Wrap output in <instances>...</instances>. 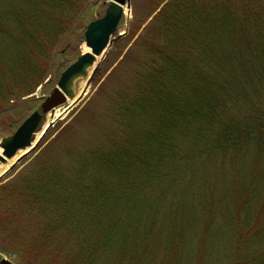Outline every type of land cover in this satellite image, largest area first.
Returning a JSON list of instances; mask_svg holds the SVG:
<instances>
[{"label":"trees","instance_id":"obj_1","mask_svg":"<svg viewBox=\"0 0 264 264\" xmlns=\"http://www.w3.org/2000/svg\"><path fill=\"white\" fill-rule=\"evenodd\" d=\"M87 2L45 15L46 0H0L1 122L25 111L9 101L43 82ZM135 44L105 128L60 133L0 185V251L20 264H264V0H172Z\"/></svg>","mask_w":264,"mask_h":264},{"label":"rangeland","instance_id":"obj_2","mask_svg":"<svg viewBox=\"0 0 264 264\" xmlns=\"http://www.w3.org/2000/svg\"><path fill=\"white\" fill-rule=\"evenodd\" d=\"M107 1L108 0H88L81 14V22L74 27L75 29H73L72 33L64 36L53 50L54 58L52 65L54 66L55 62V66L53 69L49 70L50 72L45 81L38 85L32 94L25 95L24 97L22 96L19 99L16 97L14 100L9 101V105L12 109L22 105L25 111L16 110L15 113L17 116H12L11 120L7 122L0 121V138L12 133L24 117L39 107L43 98L47 96L55 86L59 72L79 53L83 52V48L77 45V38H83L84 24L99 17L105 9ZM170 1L172 0H130L129 11L125 10L124 20L118 30V34L126 31V35L116 37L105 50L102 57L98 59L97 66L95 65L94 72L91 74L92 76L78 83V91L86 88L85 94L82 95L74 108L69 112H65L59 120L60 123L58 125L55 126L53 124L54 126H51L47 135L40 140L35 148L23 155L19 160L16 159L18 156H21L23 152L17 155V157L11 158L12 160L10 162V159H7L5 162L0 161V169L4 164H8V167L5 169L7 172L0 178V184L15 180L20 173L33 167L37 154L47 146H51L55 140H57V136H59L60 133L65 132L66 135L71 134V139L83 140L84 137L82 138L80 133H76V130H81L84 126H87L89 130L92 123L96 122H99L101 125L104 124L99 130L105 128L106 123L103 121L104 118L101 117V109L105 104L109 91L112 93V91L127 90L126 85L129 84L133 76L131 73L133 66L141 58V54L137 51L138 48L135 49V41L139 38L141 32L144 33L145 24L149 15L162 8L165 3L168 4ZM8 115L9 114L6 116ZM49 121H51V116L47 114L38 133L44 129ZM65 126L66 129L63 131L62 129ZM109 126L107 123L106 127ZM53 151L58 156L54 148ZM4 171H2V173ZM214 253L222 252L217 251ZM0 255L8 257L16 264H20L16 257L14 258L3 253H0Z\"/></svg>","mask_w":264,"mask_h":264},{"label":"water","instance_id":"obj_3","mask_svg":"<svg viewBox=\"0 0 264 264\" xmlns=\"http://www.w3.org/2000/svg\"><path fill=\"white\" fill-rule=\"evenodd\" d=\"M129 1L130 0H123L121 3V0H109L102 17L111 20V29L95 43L91 53L87 55L81 53L61 72L57 81V86L43 101L40 106V111H33L27 118L23 120V122L18 126L13 134L0 140V142H3L0 143V148H3V152L0 153L1 161H4L5 157H13L19 149H22L30 144L32 134L39 125L44 113L66 103L68 99L75 97L76 83L79 80L87 77L95 64L97 57H99L109 45L111 40L110 38L117 30L119 22L123 16L124 7H129ZM114 4L115 7H113ZM91 22L87 24L84 31V36L87 34ZM5 144L8 145V147H4ZM0 264L12 263L8 260L1 259Z\"/></svg>","mask_w":264,"mask_h":264},{"label":"snow or ice","instance_id":"obj_4","mask_svg":"<svg viewBox=\"0 0 264 264\" xmlns=\"http://www.w3.org/2000/svg\"><path fill=\"white\" fill-rule=\"evenodd\" d=\"M69 0H46V6L44 8L45 15H51L54 13L57 8L63 6L65 3H68ZM123 0H121V3ZM241 3H249L250 0H240ZM115 7V4L113 5ZM112 27V22L110 19H105L103 17H98L95 21H92L87 34L83 38H77V45L83 48V54L87 55L93 51L95 43L104 36ZM5 69V60L3 48L0 46V76H2L3 71ZM131 85V79L129 84ZM88 135V128L85 126L81 131V137H86ZM3 143V142H0ZM4 147H8V145H4ZM3 152V148H0V153ZM3 173H0V176H3ZM242 211V209H241ZM239 219V217H237Z\"/></svg>","mask_w":264,"mask_h":264},{"label":"bare ground","instance_id":"obj_5","mask_svg":"<svg viewBox=\"0 0 264 264\" xmlns=\"http://www.w3.org/2000/svg\"><path fill=\"white\" fill-rule=\"evenodd\" d=\"M86 92V88H83L81 91H79V97H81L83 94H85ZM70 103V102H69ZM67 110V107L64 108V111H62V109H57L54 113V116H60L62 115L65 111ZM24 150H21L17 155H19L20 153H22ZM17 155L15 157H17ZM14 157V158H15ZM13 159V158H12ZM10 159L9 162L12 160ZM6 167H8V164H4V166L0 169V173H2V171H4L6 169Z\"/></svg>","mask_w":264,"mask_h":264}]
</instances>
